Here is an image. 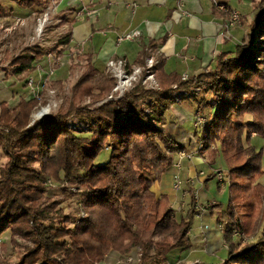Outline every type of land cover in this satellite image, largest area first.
<instances>
[{
    "label": "trees",
    "instance_id": "1",
    "mask_svg": "<svg viewBox=\"0 0 264 264\" xmlns=\"http://www.w3.org/2000/svg\"><path fill=\"white\" fill-rule=\"evenodd\" d=\"M3 1L24 8L33 4L0 0V16L5 14ZM251 8L252 13L241 19L247 29L242 42L231 52L219 53L212 69L184 79L175 72L167 74L165 62L159 61L154 68L159 91L136 86L121 100L89 110L82 104L101 101L117 82L86 55L85 72L56 115L18 129L13 125L20 112L36 109L39 100L23 102L17 109L0 104V152L8 159L0 169V238L10 232L11 244L21 249L17 262L0 256V264H99L109 254L139 255L137 264H165L170 253L191 247L189 233L200 210L194 188L181 212L167 194L158 196L154 188L173 169L179 151L191 145L197 151L201 143L205 147L199 153L210 156L205 185L222 171L211 170L217 158L222 157L227 168V208L217 202L211 206L218 212V224L224 225L225 264H264L263 154L252 144L264 138V0H252ZM71 37L72 29L58 46L67 45ZM47 54L39 48L25 49L12 62L13 73L28 80L36 62ZM138 63L144 64L143 58ZM175 89H201L197 115L209 117L204 133L196 130L187 146L175 129H165L163 112L176 102L163 96ZM144 98L156 102L152 116L139 110ZM74 117L86 122L72 130L67 122ZM51 184L65 192L78 190L67 199L79 200L83 219L64 214L61 202L49 196ZM237 233L259 239L247 244ZM6 247L3 243V253Z\"/></svg>",
    "mask_w": 264,
    "mask_h": 264
},
{
    "label": "crops",
    "instance_id": "2",
    "mask_svg": "<svg viewBox=\"0 0 264 264\" xmlns=\"http://www.w3.org/2000/svg\"><path fill=\"white\" fill-rule=\"evenodd\" d=\"M215 1L224 5L227 10H220ZM215 1L33 0V4L26 8L13 2L7 8L3 1L5 14L0 16V19L14 15L12 18L35 23L41 17V13L59 12L62 20L56 21V25L61 30L68 28L67 34L72 29L70 42L62 46L81 49L83 51L80 53L81 59L86 55L93 56L96 67L102 73H105L110 59H123L130 64V67H134L143 66L147 59L153 58L157 64L161 60L165 62L167 74L175 72L187 78L212 69L216 56L221 52L233 51L247 33V29L241 24L227 29L229 17L226 15H229L231 10L244 12L242 17L251 14L252 0ZM247 7H250L249 11ZM133 31L141 33L139 39L118 43L119 36ZM64 37L59 39L57 46ZM25 49L23 47L19 49L14 58L4 55V59H0V68H3L0 70V104L6 102L11 109H17L21 103L35 99V92L39 87L42 90L45 78L49 76L48 73L50 74L52 54L48 53L36 62L35 73L33 72L29 77L35 81L33 87L27 85V80L21 81L14 73L12 75V62ZM72 57L77 55L71 56L70 59ZM140 58H143L144 64L138 63ZM37 68L41 71H37ZM182 131L185 132L184 128ZM180 134L181 140L188 135L186 132L184 135ZM190 142L191 138L185 145H189ZM184 151L194 155L192 159L182 161V174L180 173L185 184L183 194L189 196V190L195 189L197 182L205 183L207 173L204 169L209 167L210 156L208 152L201 155L196 150H192V145ZM216 162L211 166V170L223 169L225 165L223 158L219 157ZM172 185L174 186L173 183ZM159 191L163 194L160 188ZM194 196L200 210L195 218V222L199 225V233H189L192 240L191 247L172 252L165 264H225L227 257L224 255L227 246L223 240V232L219 229L218 212L207 207L218 203L219 200L214 202L207 200L208 204L203 206L196 189ZM227 205L228 202L224 204V209Z\"/></svg>",
    "mask_w": 264,
    "mask_h": 264
},
{
    "label": "rangeland",
    "instance_id": "3",
    "mask_svg": "<svg viewBox=\"0 0 264 264\" xmlns=\"http://www.w3.org/2000/svg\"><path fill=\"white\" fill-rule=\"evenodd\" d=\"M3 3L8 8L11 2L4 1ZM247 9L249 11L250 7H247ZM232 12L233 10H231V13ZM51 13H50V17L48 18L47 23L45 24L43 28V33L40 35H38V30H37L39 18L37 19V21H35V23L27 21V20H21L18 18L16 19L12 18V16L14 15L7 16L3 19H0V59H4L3 58L4 55H9L10 58H14L15 55L18 53L19 49H21L22 47L24 49L27 47L39 48L43 50L45 53L52 54L50 58L51 63L49 65V70L51 69L52 71H54V74L48 73L49 76L47 77L44 76L46 77L45 78L46 80L44 81L43 86L42 84L40 85L42 86L41 87L42 90L39 87V90H38L39 92L36 91L34 94L35 99L39 100V106L36 109L25 108L23 111L20 112L17 120L15 121L13 125L15 128H18V129H24L28 126L33 125L36 121L42 120L44 117L39 119L38 115L40 116V113L42 114V111L44 110H48V111L51 110L50 116L56 115L60 111L62 105L64 104L65 98L66 97L69 98L72 96L73 86L79 81V79L82 77V75L85 72L84 66L86 62L80 58V53L83 52L81 49L79 50L76 48H72L71 46L69 47L67 46V48H64V46H60V47L57 46L59 39L61 37H64L67 34L68 28H65V30H61L56 25V21L62 20L61 19L62 16L59 14V12L57 13L54 12L52 14ZM41 14L42 15L40 18H43L42 16L44 15L43 13ZM243 14L244 12L240 11L241 19H242ZM240 24H241V21L239 25ZM29 26H32V27L30 28ZM74 55H77V57H72L70 59V57ZM156 58L157 57L155 56V59ZM111 60H116V59H110L107 62V64ZM0 65H1V62H0ZM143 66L137 65L134 67H130V64H128V66L126 67V71H127V75L133 78L132 87H128L127 90H124V92L121 93L120 90L119 91L115 90L119 86V78L118 77L115 78L113 77L112 74L111 76L109 73H107L106 71L107 65H106L105 74L108 77L114 78L116 80L117 83H116L115 88L110 94L105 96V98L102 99L101 101L87 100L82 105H85L86 108H88L89 110H95V109L101 108L108 102L119 101L117 99L121 100L126 95V93L133 90L136 86L146 88L149 91H159L160 88H159L158 80L154 73L155 67L153 68V71H152L154 78L148 79V81L145 82L147 75L145 71H142ZM2 69L3 68H0V70ZM41 69L43 72V68ZM56 69H57V72H55ZM38 70H40V68H37V71ZM1 75L3 74L1 73ZM12 75H13V72H12ZM28 80H27V83H28ZM177 91L185 92V90H176L175 92ZM189 93H190L189 96L186 97L188 99H181V101L180 100L176 101V99L174 98L175 96L173 95L174 92L171 93L169 96L168 95L163 96L164 98L170 97L173 101L177 103L174 104L172 108L168 111L163 112V110L161 109L159 110L160 111L159 113L163 112L165 115V118L167 117L166 122H165L166 124L165 129L167 128L175 129L176 133H182L184 135L185 132L181 130L182 128H184V130L186 131V134L188 133V135H186V138L180 140L181 141L180 143H183L184 145L187 144L186 143L187 140L192 138V135L196 132V130L200 131V133H204V130L207 128V124L209 122V117L208 119L207 117L204 118L202 113H199V115H197L198 112L196 110L195 102H196V99L198 100V102L199 100H201L202 90L194 89ZM193 95H195V97L191 98ZM189 101H194V104ZM155 105H156V102L153 99L144 98L141 101H139V110L141 111V113H143V116L149 117L153 115V107ZM42 108H47V109H43L41 111ZM159 108H162V107L159 105ZM201 118H204L205 121L203 122V124L202 123L198 124ZM82 122H86V121H82V119L74 117L68 120L67 127L69 129L74 130L76 129L75 125L76 124L83 125ZM153 125L158 129H160L161 127V125L159 124L160 126H158V124L155 121ZM91 132H92V129H91ZM252 144L255 147H257V149H259L263 154L262 170L264 171V138L257 137L252 140ZM204 147H205V144L201 143L200 145H198L196 152L199 153L202 149H204ZM200 148L201 150H199ZM177 160H178V154L176 156L174 163L177 162ZM7 162H8L7 157L1 151L0 152V169L3 166H5ZM216 163L217 162H215V164ZM212 165L214 166V164ZM222 168L223 169L221 170L224 172V174H226L225 173L227 170L226 165H224ZM204 171L205 173L208 174L209 167L207 166L204 169ZM180 173L182 174V171ZM174 175H175V169L173 168L172 170H170L169 172H167L166 174L162 176L161 181L155 185L154 190L158 194V196L162 195V193L159 191V188L163 193L167 194L171 198L172 207L175 209H179L182 206V204H184V208L181 210V211H184V209L188 206V203L190 201V196H187V195L184 196L183 194L185 185L183 189L179 192H176L174 188H172L173 186L172 183L174 184ZM260 183L264 186V175L260 178ZM195 189L199 192L200 201L202 202L201 204L203 206H206L208 204L207 200H209V202H214V200L215 201L219 200L218 203H221L223 205L229 201L228 185L219 184V181H217V179H214L211 182H209L208 186H205L204 183L197 182ZM77 192L78 190L75 188L67 189L65 192L63 191L62 187L51 184L49 196L53 200L61 202L60 208L62 209L64 214L68 216L76 217L79 220H81L85 217V214H84V211L81 210L80 208L79 200L78 199H67L68 195H70L71 193H77ZM190 233H199L198 222H195V221L193 222ZM237 234L238 235L240 234L239 236L242 235L244 237V241L247 242V244L256 242L259 239V238L246 239L243 233L242 234L237 233ZM64 239H65V236L61 233L59 241H63ZM17 241L19 244L24 245L26 248L33 247V244L30 241H24L22 239H17ZM3 243H6V246H7L5 249V253H3V248H2ZM20 252H21L20 248L11 244L10 232L6 231L0 238V256H2L3 258L8 257L9 260L13 262H17L18 255ZM111 256H114V255L113 254L107 255L105 257V260L101 261L99 264H119V261H122L128 257H133V259L138 258V256L136 255L120 256L116 258L111 257ZM224 256H226V253ZM137 263L139 262L138 261L134 262V264H137Z\"/></svg>",
    "mask_w": 264,
    "mask_h": 264
},
{
    "label": "built area",
    "instance_id": "4",
    "mask_svg": "<svg viewBox=\"0 0 264 264\" xmlns=\"http://www.w3.org/2000/svg\"><path fill=\"white\" fill-rule=\"evenodd\" d=\"M215 4L222 11H226L227 10V8L224 5H221L218 2H216V1H215ZM50 13H51V11H47L46 13L43 14L44 15V16H42L43 18H39L38 19V28H37L38 35L43 33V28H44L45 24L47 23L48 18L50 17ZM240 21H241L240 13L238 11H233L231 13V16H230L227 24H226V28L227 29H231L232 27L239 25ZM140 36H141V33L139 31H133V32H130V33H127V34L119 36L118 37V43L136 41L137 39L140 38ZM156 64L157 63L154 61L153 58H150V59L146 60L145 65L142 68V71H145V73L147 75L145 82H147L148 79L154 78V76L152 74V71H153V68L155 67ZM127 66H128L127 62L125 60H123V59L111 60L107 64V70H106L107 73H109L110 75L112 74L113 77H115V78L116 77L119 78V86L115 90L116 91L120 90L121 93H123L124 90H127L128 87H132L133 78L127 75V71H126V67ZM50 74H54V71H52L51 69H50ZM34 82L35 81H34L33 78H29L27 84L29 86L33 87ZM175 91H174L173 95L175 96L174 98L176 99V101H179V100L181 101V99H184L185 97L189 96V94H190L188 92H178V91L175 92ZM117 100H120V99H117ZM43 109H47V108H42L41 111ZM50 115H51V110L50 111L44 110V111H42V114L40 116L38 115V118L41 119L42 117L45 118V117L50 116ZM204 121H205V119L201 118L199 120L198 124H200V123L203 124ZM201 148H202V146H201ZM201 148L199 150H201ZM193 157H194L193 154H188L184 150L178 153V160L173 165V168L175 169L174 189L177 192L181 191L183 189L184 185H185L184 182L182 181L181 177H180V172H181V169H182V161L184 159H192ZM217 180L219 181V183L229 186L228 181L225 180V174H224L223 171H219L217 173ZM207 207L210 208L211 206L208 205ZM183 208H184V204H182V206L178 209V211H181ZM223 227H224V225L220 224L219 229L221 231H223V229H224ZM134 259H133V257H128V258H126V259H124L122 261H119V264H134V262H136V261L139 262V255H138V258H134Z\"/></svg>",
    "mask_w": 264,
    "mask_h": 264
},
{
    "label": "bare ground",
    "instance_id": "5",
    "mask_svg": "<svg viewBox=\"0 0 264 264\" xmlns=\"http://www.w3.org/2000/svg\"><path fill=\"white\" fill-rule=\"evenodd\" d=\"M41 115V114H40Z\"/></svg>",
    "mask_w": 264,
    "mask_h": 264
}]
</instances>
